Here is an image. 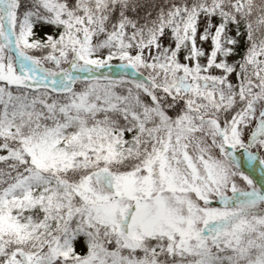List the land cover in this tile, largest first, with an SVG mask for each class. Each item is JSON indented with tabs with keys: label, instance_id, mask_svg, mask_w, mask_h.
Returning <instances> with one entry per match:
<instances>
[{
	"label": "snow or ice",
	"instance_id": "snow-or-ice-1",
	"mask_svg": "<svg viewBox=\"0 0 264 264\" xmlns=\"http://www.w3.org/2000/svg\"><path fill=\"white\" fill-rule=\"evenodd\" d=\"M0 264H264V0H0Z\"/></svg>",
	"mask_w": 264,
	"mask_h": 264
}]
</instances>
